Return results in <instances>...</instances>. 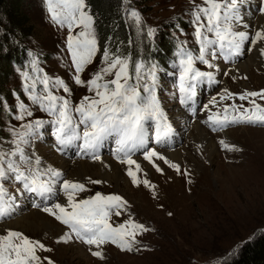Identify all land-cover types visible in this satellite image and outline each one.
I'll list each match as a JSON object with an SVG mask.
<instances>
[{
    "label": "rangeland",
    "instance_id": "rangeland-1",
    "mask_svg": "<svg viewBox=\"0 0 264 264\" xmlns=\"http://www.w3.org/2000/svg\"><path fill=\"white\" fill-rule=\"evenodd\" d=\"M201 3L202 0H124V14L137 27L144 24L148 31L153 30V35L150 36L152 42L165 35L167 38H177L197 50L193 24L194 5ZM25 8L36 29V36L30 39L28 47L37 63L30 61L28 67L31 63L43 75L64 80L71 88V93H64L62 89L54 91L69 97L71 101L79 102L83 96L92 95L86 84L77 85L74 82L75 75H72L66 47L69 30L66 26L53 22L47 0H27ZM261 8H264V0H242L239 7L242 19L235 24V28L247 33L250 31L249 40L244 42V62L240 60L243 64L246 62V66L242 69L239 61L227 68L224 66L221 72L207 66L205 69L214 71L219 85L211 92L203 91L202 106L209 105V101L216 97L215 94H223L224 89L240 93L264 89V54H261L260 49L255 53L250 42L258 30L264 29V23L263 27L257 28L264 21ZM133 10L140 14L141 25L130 15ZM79 30L74 28L73 34ZM93 30L95 33L94 26ZM259 44L261 49L264 48V41H259ZM127 59L131 71L133 64L129 57ZM136 63H143L145 70L155 65L157 94L165 112L170 116L174 115L176 94L172 82L176 80L153 57L149 62L147 58L140 57ZM213 63L217 65L218 62L214 60ZM239 64L240 68H237L236 65ZM104 66V54L99 53L97 44L93 62L80 73L81 79L87 81ZM27 70V67L17 69L11 86L23 91V73H28ZM111 78L110 75L105 77ZM23 94L22 98L15 95L5 106L0 122V150L8 151L13 147L9 129L13 126L18 128L25 123L15 118L14 111L20 99L31 105L24 91ZM241 102L244 107L250 106L247 101ZM257 103L264 106L262 100L257 99ZM31 110L33 118H43L36 106L31 105ZM175 125L178 136L166 142L165 148L155 146L168 160L178 163L185 174L181 175L163 161L155 160L153 164L143 159L141 154L132 155L142 170L137 173L138 178L141 181L147 179L154 187L132 183L126 172L127 165L120 163L117 154H112L117 150V144L111 138L99 150L100 158L108 157L111 162H104V167H101L100 161L97 174H92L93 171L89 170L87 175L80 178L72 176V171L65 164L74 165L77 160L92 164L96 160L80 155L74 147L64 153L57 152L51 129L32 139L28 148L29 153L35 152L42 157L43 165L53 164L64 172L65 178L85 183L89 191L81 193L79 198L102 192L105 195L119 194L127 200L128 210L119 217L113 216L110 222L115 226L131 218L145 225L148 231H137L132 251H125L108 242L100 248L103 253L101 258L91 254L97 250L95 246H89L75 238L66 243L58 242L59 237L69 231L68 227L28 202L14 216L0 220V232L11 228L40 239L51 249V252H41L40 255L50 257L54 264H221L234 255L241 242L264 231V125L236 124L218 132L204 127L211 137L202 139L198 143L199 149L191 131L196 134L199 132L189 127L182 130L178 124ZM221 140L230 147L234 145L236 150L225 148L220 143ZM155 165H159L163 171H158ZM114 170L119 171V178L108 179L107 176H112ZM88 177L100 179L104 183L92 185L88 182ZM60 196L63 200L62 193ZM24 199L27 200L26 197ZM31 211L46 217L51 224L41 231H25L13 226L12 220L19 215L25 218ZM31 226L36 227L33 224Z\"/></svg>",
    "mask_w": 264,
    "mask_h": 264
},
{
    "label": "snow or ice",
    "instance_id": "snow-or-ice-1",
    "mask_svg": "<svg viewBox=\"0 0 264 264\" xmlns=\"http://www.w3.org/2000/svg\"><path fill=\"white\" fill-rule=\"evenodd\" d=\"M241 3L242 0H202L201 4L194 5V36L199 47L197 50L189 49L182 42L176 62L179 103L193 114L197 111L195 97L199 83L215 81L214 71L200 70L197 62L216 69L218 66L213 61L218 56L231 59L249 40L247 32L235 28V24L242 19L239 13ZM47 4L53 22L69 30L67 48L75 66L74 82L77 85L86 84L92 95H85L79 102L73 103L69 97L54 91L62 89L64 93H71L64 80L50 78L47 74L30 77L29 73H23L27 99L48 118H33L31 105L23 99L19 100L14 109L15 118L25 123L9 129L13 147L8 151L0 150V181L11 177L19 182V195L29 193L39 198L40 203L33 206L41 208L44 205L43 212L68 227L69 231L60 236L58 242L66 243L75 238L95 246L97 250L91 254L101 258L103 253L100 248L108 242L125 251H132L137 231H148L145 225L131 218L115 226L110 222L113 216L119 217L128 210L127 200L119 194L105 195L102 192L79 198L81 193L89 191L85 183L65 178L64 172L53 164L43 165L42 157L35 152L29 153L28 148L32 139L40 135V130L45 125H51L54 147L60 153L74 147L80 155L99 160L100 148L110 138L113 139L117 144V159L127 165V175L134 184L154 187L147 179L141 181L138 178L137 173L142 170L132 158L137 149L143 150L145 160L153 164L155 160L163 161L181 175L185 174L178 163L168 160L155 148L147 147L150 133L157 144H163L174 132L157 94L155 65L145 70L143 63H135L130 71L127 58L118 55L110 58L109 51L105 49V66L87 81L82 80L80 73L93 62L97 52L94 17L86 0H47ZM260 10L264 12V8ZM130 15L138 25L142 24L136 10ZM74 28L80 30L73 34ZM148 35H153V30L150 29ZM258 41H264V29L258 30L250 42L255 45ZM260 51L264 54V48ZM109 75L112 78L105 79ZM218 95L221 100L238 96L250 106L226 104L221 115L219 112L212 113L208 104L203 105L202 110L208 113L205 122L213 131L230 124L264 125V106L257 103V99L264 101V89L243 93L224 89L223 94ZM214 103H217L216 97L209 101V104ZM229 109L232 110L231 116ZM220 143L229 150H236L234 145L230 147L223 140ZM155 166L158 171H163L159 165ZM87 180L92 185L104 183L91 177ZM15 203L16 196L10 195L0 182V218L10 216L15 210ZM41 252H51V249L40 239L11 228L0 232V264H54L50 257L41 256Z\"/></svg>",
    "mask_w": 264,
    "mask_h": 264
},
{
    "label": "trees",
    "instance_id": "trees-1",
    "mask_svg": "<svg viewBox=\"0 0 264 264\" xmlns=\"http://www.w3.org/2000/svg\"><path fill=\"white\" fill-rule=\"evenodd\" d=\"M27 0H0V122L5 106L23 91L11 86L17 69L28 66L29 41L36 29L26 11ZM94 17V29L99 53L128 58L134 65L138 58H150L160 63L165 72L182 42L177 38L159 36L152 42L148 29L137 27L124 14V0H86ZM185 44V43H184ZM194 50L192 46L186 45ZM198 46V44H197ZM1 126V124H0ZM221 264H264V231L241 242L233 256Z\"/></svg>",
    "mask_w": 264,
    "mask_h": 264
},
{
    "label": "bare ground",
    "instance_id": "bare-ground-1",
    "mask_svg": "<svg viewBox=\"0 0 264 264\" xmlns=\"http://www.w3.org/2000/svg\"><path fill=\"white\" fill-rule=\"evenodd\" d=\"M261 19V18H260ZM261 21H262V19H261ZM264 23V21L263 22H261V25H257V28L258 29H260L261 28V26H262V24ZM263 27V26H262ZM257 29V30H258ZM248 33H250V31L248 32ZM254 34V33H253ZM258 49H261V45L259 44V41L255 44V45H253V50L255 51V53L257 52V50ZM257 56H260V54L259 55H257ZM242 60V59H241ZM242 62H244L243 60H242ZM241 61H240V64L242 63ZM248 62V61H247ZM240 64L239 65H236L237 66V68H240ZM245 64H246V62H245ZM245 64H243L242 63V65H241V67H242V69H244V65ZM249 64V63H248ZM217 69L221 72L222 70H224V66H222L221 64H219V63H217ZM235 66V67H236ZM246 66V65H245ZM234 67V69H237V68H235ZM227 68V67H226ZM215 96H218V94H215ZM175 106H176V112H175V115H176V120L174 121V123L175 124H178V126H180V128L182 129V130H184L183 128H185V129H187L188 127L189 128H191V130H194V131H198L199 132V134H196L195 132H193V131H191V133H192V135H193V137H194V140H195V142H196V145L198 146V143L203 139V140H205V139H209L211 136L208 134V132H207V130L199 123V122H190L189 121V117L187 116V115H184L181 111H179L178 109H177V105L175 104ZM174 124V125H175ZM182 125V126H181ZM176 126V125H175ZM190 131V130H189ZM192 140V139H191ZM48 149V148H47ZM187 150V149H186ZM38 152V151H37ZM50 152V151H49ZM38 153H40V152H38ZM60 156V155H59ZM170 156V155H169ZM174 156V155H173ZM57 157V156H56ZM55 157V158H56ZM61 157V156H60ZM59 157V158H60ZM176 157V156H175ZM53 158V157H52ZM61 158H63V157H61ZM66 159V158H65ZM64 160V159H63ZM111 159L110 158H108V157H102V158H100L99 160H96L95 162H92V164L90 163H86L85 161L84 162H80L81 160H77V161H74L75 163H74V165H70V164H65V167H68L69 169H70V171H72V176L74 175V176H78L79 178L80 177H84V175H87V171H89V170H91V171H93L92 172V174L95 172L96 174L98 173V169H100V166L102 167H104V162H109ZM177 160V159H176ZM52 161V160H51ZM100 161H101V164H100V166H99V163H100ZM193 161V160H192ZM57 162V161H56ZM60 162V161H59ZM72 162V161H71ZM111 162V161H110ZM60 164V163H59ZM61 165V164H60ZM63 165H64V163H63ZM119 165V164H118ZM93 166H96V167H93ZM97 167H98V169H97ZM134 168V167H133ZM64 169V168H63ZM103 169V168H102ZM104 170V169H103ZM121 170V169H120ZM94 173V174H95ZM106 173V172H105ZM122 173V172H121ZM101 174V173H100ZM107 174V173H106ZM91 175V174H90ZM89 175V176H90ZM119 176H120V173H119V171L118 170H114V173H113V175L112 176H110V175H108L107 176V178L108 179H113V178H115V179H117V178H119ZM218 176V175H217ZM68 179V178H67ZM26 215V214H25ZM22 216V217H21ZM24 216L23 215H19L18 217H16L14 220H12V224H13V226L15 227V226H17V229H18V227H20L21 229H23V230H25V231H28V230H32V231H34V229L35 230H37V231H41L42 230V228L44 227V228H46L47 226H49V224H51L50 223V221H48V219L46 218V217H43V216H41L38 212H36V211H31L29 214H28V216H26L25 218H23ZM15 222V223H14ZM35 225L36 227L34 228V227H32L31 225ZM2 226V225H1ZM9 227V226H8ZM11 227V226H10ZM4 228V227H3ZM16 228V227H15ZM19 228V229H20ZM58 228V227H57ZM5 229V228H4ZM60 229V228H59ZM63 231V230H62ZM57 235V234H56ZM59 236V235H58Z\"/></svg>",
    "mask_w": 264,
    "mask_h": 264
}]
</instances>
